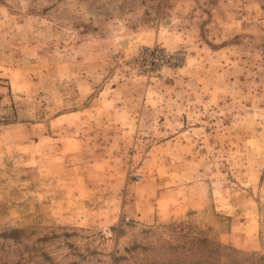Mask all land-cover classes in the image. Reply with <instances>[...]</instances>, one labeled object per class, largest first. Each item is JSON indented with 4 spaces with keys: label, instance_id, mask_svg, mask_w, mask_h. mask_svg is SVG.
Wrapping results in <instances>:
<instances>
[{
    "label": "rangeland",
    "instance_id": "rangeland-1",
    "mask_svg": "<svg viewBox=\"0 0 264 264\" xmlns=\"http://www.w3.org/2000/svg\"><path fill=\"white\" fill-rule=\"evenodd\" d=\"M0 264H264V0H0Z\"/></svg>",
    "mask_w": 264,
    "mask_h": 264
},
{
    "label": "built area",
    "instance_id": "built-area-1",
    "mask_svg": "<svg viewBox=\"0 0 264 264\" xmlns=\"http://www.w3.org/2000/svg\"><path fill=\"white\" fill-rule=\"evenodd\" d=\"M127 218V217H126Z\"/></svg>",
    "mask_w": 264,
    "mask_h": 264
}]
</instances>
